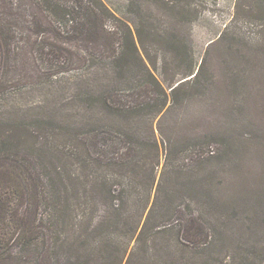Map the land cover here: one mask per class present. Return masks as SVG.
<instances>
[{
    "label": "trees",
    "instance_id": "16d2710c",
    "mask_svg": "<svg viewBox=\"0 0 264 264\" xmlns=\"http://www.w3.org/2000/svg\"><path fill=\"white\" fill-rule=\"evenodd\" d=\"M155 8L194 12L183 0H0V264H264V249L237 258L216 238L222 218L193 177L213 144L154 138L201 71L182 49L187 66L159 81L144 40L158 35ZM26 82L44 104L22 106Z\"/></svg>",
    "mask_w": 264,
    "mask_h": 264
},
{
    "label": "rangeland",
    "instance_id": "374dc122",
    "mask_svg": "<svg viewBox=\"0 0 264 264\" xmlns=\"http://www.w3.org/2000/svg\"><path fill=\"white\" fill-rule=\"evenodd\" d=\"M183 1L194 12L180 17L153 9L158 35L144 40L157 55L155 75L163 84L187 66L180 63L187 50L195 72L201 67L199 93L158 115L152 133L159 145L192 138L213 144L214 157L196 165L193 177L211 194L209 211L222 218L224 235L216 238L225 240L223 251L238 258L264 249V21L256 20L264 16V0ZM111 2L121 7V0ZM27 69L37 75L43 65ZM34 88L23 83V107L44 104L46 92Z\"/></svg>",
    "mask_w": 264,
    "mask_h": 264
}]
</instances>
